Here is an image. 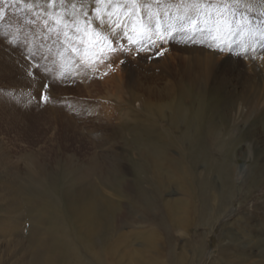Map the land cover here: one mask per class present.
Returning a JSON list of instances; mask_svg holds the SVG:
<instances>
[{"label": "rangeland", "instance_id": "rangeland-1", "mask_svg": "<svg viewBox=\"0 0 264 264\" xmlns=\"http://www.w3.org/2000/svg\"><path fill=\"white\" fill-rule=\"evenodd\" d=\"M71 3L51 8L47 0L0 3L5 17L0 20V155L11 156V163L21 168L4 172L7 162L0 157V183L29 182L42 196L25 208L15 233L8 235V224L0 219L2 252L8 241L25 247L34 232L46 243L54 238L68 243V264H97L95 256H105L107 246L127 235L114 250L121 264H132L136 257L145 264L155 247L166 264H179L181 258L187 264H208L217 255L222 227L238 217L230 228L233 236L226 231L221 246L233 264L258 263L264 258V0L239 6L251 12L244 19L238 12L230 24L219 27L215 0L211 6L201 0L198 9L194 0L89 3L83 6L91 13L87 19L101 37L92 43L83 31L56 25L45 14L67 7L71 21ZM94 8L102 10V27H97ZM190 18L198 21L195 28H189ZM117 22L123 26L114 28ZM137 40L147 41L156 52ZM140 54L152 56L139 60ZM195 60H201L198 70H188ZM199 72L210 73L200 77ZM185 73H191V80H185ZM224 100L231 104L222 109ZM247 103L253 108L249 113ZM217 104L227 120L220 114L212 118L217 127L213 145H192L195 128L202 127ZM144 124L164 137L170 159L165 163L176 174V181L158 187L160 196L154 178L140 166L146 155L139 141ZM58 150L70 162L74 178L60 171L52 155ZM33 155L40 160L35 162ZM81 168L86 171L78 180ZM33 171H42L40 184L31 181ZM89 177L103 197L119 206L116 219L99 226L107 233L91 240L92 253L64 208L65 198L75 196ZM226 189L229 203L221 199ZM182 198L189 202L191 216H182L181 204L171 209ZM164 203L172 214L163 211ZM198 243L200 253L194 249Z\"/></svg>", "mask_w": 264, "mask_h": 264}, {"label": "bare ground", "instance_id": "bare-ground-1", "mask_svg": "<svg viewBox=\"0 0 264 264\" xmlns=\"http://www.w3.org/2000/svg\"><path fill=\"white\" fill-rule=\"evenodd\" d=\"M136 44L141 46L142 48L143 47L150 48V50L152 49L153 50L152 52L154 53L156 52V50L152 46H148L149 44L147 41L137 40ZM194 52L199 53L198 51H194ZM149 56H152V55L143 56L140 54L138 57H139V60L141 59L143 60V58H147ZM156 57L158 58L157 55ZM123 59L126 60V58H123ZM200 61L201 60L199 61L195 60L194 63H192V66L194 67H190L188 68V70L194 69V68L198 70V68L200 67ZM123 62H124L123 66L124 67L127 66L128 62L127 61H123ZM161 64H164L163 68L165 69L166 68L165 63L162 61ZM196 69H194V72L197 71ZM165 73L167 74V72H163L161 74H165ZM204 73L208 74L210 72H199L198 74H200L199 75L200 77H204ZM190 75L191 73H185L182 76L185 78V80H191L192 77ZM193 81L195 82L197 81V79L193 78ZM116 89L118 93H122L121 87L120 89L116 87ZM227 101L224 100L222 102V109L227 107L228 104H231V103H228ZM218 106H219L218 104H217V107L212 106L211 115L209 117L204 118L202 127L195 128L194 137L192 139L193 144L191 143L192 145H198V144L205 145L207 144V141H209L211 146L213 145L212 141L215 139L217 127L213 123L212 118L215 115L220 114L221 119L227 120L226 115H224V111L222 114L221 112L218 111ZM247 106H248V103H247ZM247 106L246 108H247L248 113L251 112V110L253 111L252 107L250 106L247 107ZM148 121H149V124L151 125L152 120L149 119ZM149 124H144L143 126H141L143 127V130L144 129L146 130L141 131L142 134H140V137L142 136V138L139 137V141L145 144L146 155L144 159L140 161V166H141V169L144 171L145 176L148 173L151 175L152 178H154V181L157 183L155 194L156 196H160L161 193L159 192L158 187L165 188V186H168L169 183L171 182V179L173 178L176 179V174H172L171 172V169L173 168V166H171V169H170L166 166V163H165L166 161H169L170 159L167 158L169 157L168 155L169 147H166V141L164 140V137H162V134L157 135L153 127L148 128ZM192 149L194 148L192 147ZM52 155L53 156L55 155L54 159H56V163L60 164V167H61L60 171L64 172L67 175H70V176L72 175L71 177L74 178L75 177L74 170L70 166V162L67 161V157L62 156L63 155L62 151L61 153L59 152V150L57 153L53 152ZM3 156H4V161L7 162V164L4 165V168H5L4 172L8 173L9 170H13L14 172L20 171L21 168L19 166L11 163V160H10L11 156L5 153L0 155V157H3ZM33 156L37 157L38 155H33ZM103 159H107V157L104 156ZM189 159L191 160V157H189ZM39 160L40 159L37 157L35 162ZM182 167L184 171L186 172V167L184 166V164L182 165ZM100 168H102L101 164H100ZM69 169L71 170L69 171ZM85 171L86 170L84 168H81V171L79 174L80 178L78 180H82V177ZM224 171H226V169ZM243 172L244 170H242V173ZM41 173L42 171H33L32 174H34L33 176L35 177H32L31 181L33 183L40 184L39 178H40ZM45 173L47 174L46 171L43 174L45 175ZM250 175L251 173H249L248 171L247 179H249ZM174 179L173 181H176ZM90 180L91 179L89 177L88 180H86L87 182L83 183L77 189L76 191L77 193L75 196L68 195V197L65 198L64 208L70 213L71 217L74 220H76L77 223L79 224L78 225V235H83L85 237L84 238L85 246L87 250L90 253H92L91 240L96 239L98 236L104 233H107V232H102L101 230H99V226L101 225V223L106 224V221L107 222L114 221L116 219L115 216L119 211V206L117 202L114 201L113 203L111 200L107 199L106 197H103L100 189H98L96 185L93 183L94 181H90ZM184 183H186V178L184 177L183 172H182V193L184 194V196H186L188 192L184 188ZM225 183L227 184V188H228L229 181L226 180ZM226 190L227 192H225V195L221 197L223 201L225 200L224 202H227L229 200L228 189ZM40 194H41V191L36 190L34 185L30 186L29 182L24 184V183L15 181V180L6 179L4 182L0 183V219H2L4 222H6V224H8L6 225L7 227L6 233L8 235L13 234L19 230L20 225L17 221L21 219V217L24 216L25 208L27 209L33 206L32 202H34V199L37 202H39L42 199V196ZM50 202L53 206H55V204L53 203V200ZM174 203L175 204L174 206H171L172 207L171 209L175 208L176 205L181 204L182 205V216L185 214H189L191 216V208H189L190 204L187 200L182 198V200L176 201ZM168 207H169V204L167 203L162 204V208L164 212L168 210ZM195 211L193 213L194 215L196 214ZM166 213L170 215L172 214V210H168ZM241 213L242 212H239L238 215H240ZM182 216L179 214V218L177 219V222L179 221V224L183 227L184 219ZM186 221L188 222L189 220H186ZM236 221H238V217L234 219L232 223H228L222 227L223 230H222V233L219 234L220 236L218 237V242H217V248H218L217 255L212 260H210L208 264H215L216 261L218 260H219V264H233V262H230V259L227 253L228 251H226L227 249L225 250V248H223L224 246L223 247L221 246V240L223 239L224 235L225 237L228 236L226 234V231L228 232L230 237L233 236V234H231L233 230H231L230 228L232 227L233 224L235 225ZM0 225H1L0 226V237H2V234H3L2 224L0 223ZM228 229H230V231H228ZM241 229L242 228L240 226L238 230L236 231L237 234L239 230L241 231ZM154 233L155 232L152 230H150L149 232L150 235H153ZM30 236H31L30 243H28L25 247L21 246V244H14V243H11V241H8L5 247L6 248L5 253L2 252V249H4L3 247H4L5 242L4 241L1 242L0 243V264H68L66 261L68 252H69L68 243L65 244L60 239L56 240L55 238L51 240L52 243H46L43 239L36 237L34 232H31ZM126 237L127 235L118 236L112 245L107 246L105 256H102V257L95 256L96 260L94 262L97 264H121L122 262L118 259V256L117 254H115L114 250H116L117 244H119L120 241L125 240ZM201 241L203 240L201 239ZM198 245L199 243L197 245H194V249L201 250V248ZM200 250H199V253H200ZM261 252L262 251L260 250L258 253L259 254L258 256H262ZM101 253L103 254V251H101ZM160 253H161L160 249L155 247L154 253H153L155 255H153L152 257L149 256V259L145 264H166L163 262V259L159 257ZM26 257H27V261H25ZM138 258L139 257L131 259L130 263L133 264L134 262V264H137ZM139 260L140 261L138 262V264L142 262V258H139ZM179 264H187V263L184 259L181 258ZM190 264L192 263L190 262ZM255 264H264V258L260 259L259 262Z\"/></svg>", "mask_w": 264, "mask_h": 264}, {"label": "snow or ice", "instance_id": "snow-or-ice-1", "mask_svg": "<svg viewBox=\"0 0 264 264\" xmlns=\"http://www.w3.org/2000/svg\"><path fill=\"white\" fill-rule=\"evenodd\" d=\"M5 0H0V3H4ZM12 2H15L17 4L20 3H27L28 0H12ZM59 2L62 6L66 5L69 0H47L48 6L51 8L53 7L54 4ZM129 2L135 4L136 0H129ZM201 0H194V5L198 9L199 4ZM209 5L211 6L212 0H207ZM251 2V0H215V3L218 5L215 9L216 11V19H215V24L217 27L220 25H228L231 23L230 18H235L237 13L239 12L242 19L246 18L245 13L246 12H251V8H245L241 9L239 6L241 5H248ZM89 3H95L98 5H111L113 3V0H72L71 3V16L72 19L71 21H68L65 13H68V8L64 7L63 11L59 10H54L52 13H45L46 15L49 16V19L56 25H60L63 23V26L65 28H68L71 26L72 28L76 29V31H83L85 35L89 36V43L94 42L93 37L95 39H100V33L94 32L93 30V21L88 20L87 16L90 15V12H87L84 10V5H87ZM77 4L81 5L80 8H77ZM232 5H236L237 7L233 8L231 7ZM93 12L96 13L95 15V20L99 21L100 23L97 24V27H102L103 26V20L104 17L101 15V9L100 8H94L92 9ZM264 14V13H262ZM210 15V14H209ZM5 17L3 16L2 13H0V20H4ZM109 20H111V14H109ZM83 23L84 27L81 29L79 25ZM198 21L196 19H189V28H195L196 24ZM48 27H51V25H47ZM109 27H113V25L110 23L108 25ZM122 23L117 22L114 25V28H120L122 27ZM135 31V28L133 29ZM65 36H68V33H64ZM131 40V37H129ZM83 42V41H82ZM47 87V86H45ZM43 99H47V97H42Z\"/></svg>", "mask_w": 264, "mask_h": 264}]
</instances>
